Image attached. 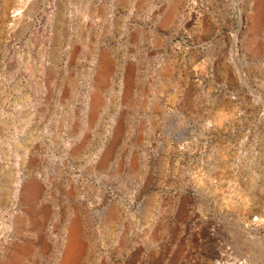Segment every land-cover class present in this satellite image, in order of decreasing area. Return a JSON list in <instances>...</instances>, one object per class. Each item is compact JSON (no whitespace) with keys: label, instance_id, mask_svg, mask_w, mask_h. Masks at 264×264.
<instances>
[{"label":"rangeland","instance_id":"obj_1","mask_svg":"<svg viewBox=\"0 0 264 264\" xmlns=\"http://www.w3.org/2000/svg\"><path fill=\"white\" fill-rule=\"evenodd\" d=\"M0 264H264V0H0Z\"/></svg>","mask_w":264,"mask_h":264},{"label":"bare ground","instance_id":"obj_2","mask_svg":"<svg viewBox=\"0 0 264 264\" xmlns=\"http://www.w3.org/2000/svg\"><path fill=\"white\" fill-rule=\"evenodd\" d=\"M243 82H244V84L246 85V87H248V82L246 81V80H243ZM249 88V87H248ZM250 89V88H249ZM251 90V89H250ZM71 248L73 249L74 247H72L71 246ZM71 248H70V251H71ZM73 251H74V249H73ZM70 254H72V253H70ZM67 255H68V253H67ZM74 255L72 254V257H73ZM65 258H66V256H65ZM68 259V258H67ZM70 261H72V260H70Z\"/></svg>","mask_w":264,"mask_h":264},{"label":"water","instance_id":"obj_3","mask_svg":"<svg viewBox=\"0 0 264 264\" xmlns=\"http://www.w3.org/2000/svg\"><path fill=\"white\" fill-rule=\"evenodd\" d=\"M174 36L170 37V44L172 43Z\"/></svg>","mask_w":264,"mask_h":264}]
</instances>
